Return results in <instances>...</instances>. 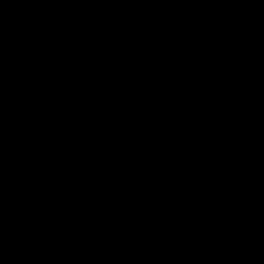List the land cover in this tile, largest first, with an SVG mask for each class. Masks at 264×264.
Wrapping results in <instances>:
<instances>
[{
	"label": "trees",
	"instance_id": "1",
	"mask_svg": "<svg viewBox=\"0 0 264 264\" xmlns=\"http://www.w3.org/2000/svg\"><path fill=\"white\" fill-rule=\"evenodd\" d=\"M0 264H264V0H0Z\"/></svg>",
	"mask_w": 264,
	"mask_h": 264
}]
</instances>
